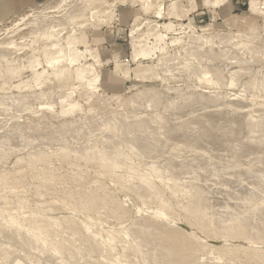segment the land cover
<instances>
[{
    "label": "bare ground",
    "instance_id": "1",
    "mask_svg": "<svg viewBox=\"0 0 264 264\" xmlns=\"http://www.w3.org/2000/svg\"><path fill=\"white\" fill-rule=\"evenodd\" d=\"M78 1L79 2L76 3L75 5H73V7L71 8V10L68 13L65 12L66 17H67V18L66 17L65 18L67 19V21H69L71 23L76 18L82 17L84 14H86V15L89 14L91 18H98L99 14H102V13L106 14V12H108V11H105L106 9H103V8L100 9V5H99L100 2L98 4V2L94 1V0H78ZM2 2H3V0H2ZM95 2H97V4L99 6H97V4ZM158 2H159L158 0L156 2L153 0H141V3H140L141 9L143 11L152 10V8L155 6V4H159ZM219 2H220V0L214 1V5L219 4ZM177 3H178L177 0H173L171 2L170 8L167 10V12H165L167 15V18H180V17H182L177 12V9H176ZM160 4H159V7L162 6ZM29 5H31V4H29ZM5 6L6 5L4 4V7ZM156 6H158V5H156ZM105 7H106V5H105ZM20 10L22 11V8ZM247 10L251 14H259V15L264 14V2H261L259 0H248ZM156 11H160L158 14L163 15V12H161L162 10H159V9L156 10L155 9V12ZM109 12H111V11H109ZM10 13L17 15V13H15V12L14 13L10 12ZM216 13L214 16L218 17V15H220V14H216ZM12 14H10V15L12 16ZM19 14H21V13H19ZM60 14H61V12H60ZM111 14H113V13H111ZM111 14H110V16H111ZM16 15H13V16L16 17ZM22 15H24V14H22ZM96 15H97V17H95ZM162 15H161V17H162ZM23 17H25V16H23ZM104 17H105V15H104ZM158 17H160V16H158ZM183 17H184V15H183ZM186 17L187 16H185V18ZM138 18L139 17H134L133 22L138 21ZM1 19H2V17H1ZM38 19H39V17H38ZM79 19H78V21H79ZM105 19H107V18H105ZM32 20H34V19H32ZM214 20H215V18H214ZM89 21H91V20H89ZM35 22H37V21H35ZM81 23H82V21H81ZM136 23L132 26L135 27L137 25ZM93 24L95 25L96 22ZM141 24H140V26H141ZM28 25H30V24H28ZM103 25H105V24L103 23ZM150 25H152V24H150ZM84 26H86V25L84 24ZM53 27H54L53 25L46 27V28H43V29L37 27V30L35 29L36 31H33V30L29 31L28 36L30 38L29 37L28 38L29 39L32 38V40H30V41H32L31 45L34 46V44H37V43L38 44H37V47H36V45H35V47L30 45L31 46V48L29 47L30 50L27 48L28 52H26V50H25V52H24L25 54H23L22 56H14L13 51H11L12 54L6 53L7 50H10L8 48H11V49L14 48V50L16 51V50H20V47H22L21 45H19L20 46L19 47L15 43V41L13 40L15 37L9 39L8 41L3 40L4 42L3 41L0 42V65H1V69H0L1 75L0 76L3 77V78L0 77L1 80L3 79L2 81L0 80L1 81L0 82V91L3 92L5 90L4 92H7L8 91L7 89L10 90L12 88H14V89L18 88L20 90H24L23 88H26V90H24L26 92L28 90L27 88L35 89L32 87L33 84H35V87L39 86V88H40V86H41V88H44V86L46 85V82L49 83V79H51V78H49L48 81H46V82L43 81V80H46L48 78V77L44 78L45 75L46 76L48 75L46 73L47 72L46 66H48V67L51 66L55 61L59 62L58 57L61 55V52L62 53L64 52V54L66 55L65 60H67V63L69 65L72 64V66H73L72 78H73L74 82L78 83L77 86H80L82 88L85 87V88H83L84 90L89 89V90H87V93L91 92V95H92V90L96 89L95 83L98 82V79L100 76L95 71V68H96L95 65L96 66H97V64L99 65V63L101 61L100 57H99L100 55L98 56L97 54H94L95 53V52H93L94 49L92 50V49L87 48L85 51L89 52V54L88 53L87 54H88V56H91L93 58V60H92L93 62L87 61V62L81 63L79 60H80V58L83 57V55H85L86 52L78 50L77 46H75V44H76L75 36L74 35H73V37L68 36V38H66V40H65V45H64L65 48L62 49L61 46H63V45H60L61 43H59V40L56 39V37H54V34H56V33L54 32V34H53L52 30L55 29ZM90 27H91V25H90ZM96 27L97 26H95V28ZM98 27H100V26H98ZM188 27L190 29L193 28L191 26H188ZM63 28L65 30V27H63ZM82 28H83V26H82ZM84 28H83V30H84ZM138 28L140 29L139 26H136L137 32L139 30ZM132 29H131V32H133ZM200 29L203 32L204 31L208 32V35H206V37L203 38V42L200 41L201 42V44H200L197 41L198 39L201 40L202 36L204 35L203 33H201V34L199 33L198 35H195L193 33L192 34L193 36L191 35L192 40H188V42L193 43V42L197 41L196 43L200 44L197 46V49L198 48L203 49L202 46H207L206 44H208L209 45L208 46L209 50H207L208 54L206 52L205 53H206V55L209 56L206 58V59H209V62L210 61L212 62L213 58L216 57L213 55H209L212 52V50H214V49L210 50V47H212L214 45V43H216L215 45L221 44L219 46L220 48H221V46H223L225 44L226 45L229 44V45H227L228 47L225 45V47H227L228 50H227V48H225V49L222 48V50L224 51L222 53H226L227 56L225 55L224 57L227 58V57H229L227 51H230L229 47L231 46V44H232L231 47L234 49H237V50L239 49V50H245L246 51L247 49H249V47H251V46H249V42L251 43V38L255 37V35H256L255 31H257L256 26L253 24V25H251L248 32H235V33H233L235 35H233V34L231 35V33L230 34L229 33H223L222 30L225 29V26L222 22H218L217 20H215L211 24L203 26ZM77 31H78V29H77ZM80 31H81V28H80ZM169 31H174L175 33H178V32H176V29L173 28V25L171 22L164 23L162 25L159 23H155L154 26H152V27L150 26V27L146 28L144 31H142L137 38H135V36H134V39L131 41L132 53L129 57L131 62L137 64L138 66L141 65L142 60H151V62L152 61L154 62L152 64L150 63V65L149 64L146 65L145 67H143L144 65L141 66L140 71L137 70L140 67L137 66V69L135 68L137 71L136 77L139 78L141 81H147L150 79H153V80L159 79L160 76H158V73H157V70L155 67L158 65L160 67L161 64H165L167 61L170 62L171 60H173V56H175L176 53L174 52L173 56L169 57L170 54L168 53L169 52L168 48L170 46H175V45L180 44L183 39H181V37H179V36H172L169 38V40H167L168 39L167 36H168ZM3 32H5V34L8 35L10 33L12 34L13 32H15V30L9 29V31L4 30ZM74 32H73V34H74ZM183 32H185V31H183ZM26 33H27V31H26ZM58 33H59V31H58ZM60 33L63 34L65 32L63 31V33L62 32H60ZM0 34H1V32H0ZM18 34H19V30H18L17 35ZM22 34H25V33H22ZM130 34L133 35L132 33H130ZM14 35H15V33H14ZM14 35H9V36L12 37ZM19 35H21V34H19ZM200 35H202V36H200ZM24 37H22V38H24ZM60 39H62V38H60ZM27 41H29V40H27ZM18 42H20V41H18ZM60 42H61V40H60ZM189 43H187V44H189ZM20 44H22V43H20ZM27 45H24V46L26 47ZM59 45H60V47H59L60 49L59 50L57 49V50H58V53L60 55L54 56V57H49V53L47 52V50L50 48L48 50L50 52L51 48H58ZM250 45H252V44H250ZM191 46H192V44H191ZM179 50H181V49H179ZM178 51L176 50V52H178ZM187 51H189V50H186V52ZM219 51H221V50H219ZM250 51H252V50H250ZM186 52H184V53L187 54ZM230 52H232V51H230ZM252 52H254V50ZM16 53H18V52L16 51L15 54ZM249 53H251V52H249ZM254 53H256V51ZM42 54L45 57L44 58V62L46 64L45 68L43 66L39 67L40 65H42L41 64ZM177 54H176V57H174L175 61H178L176 59L177 56L179 57V55H181L183 57V55H184V54L183 55L182 54L177 55ZM196 54L193 52V50H191L190 53L187 54V56L195 58ZM213 54L215 55L214 52H213ZM235 54H234V56H235ZM204 56H205V54H204ZM234 56H233L234 60H231L230 62L232 63V61L235 62L236 60H238L236 63L237 64L240 63L239 62L240 56H237V55L235 57ZM184 57H186V56L184 55ZM231 57L232 56L230 55L229 58L231 59ZM254 57H255V55H254ZM186 58H188V57H186ZM244 59L242 57V62H244L243 61ZM60 60H62V59H60ZM203 61L201 60V62H203ZM18 62H20V63H18ZM44 62H42V63H44ZM172 62H174V60ZM23 63H26L27 69L29 67V69L31 70V75H29L30 76L29 78H27L28 77V75H27L26 80L21 78L23 76V74L22 73L20 74V70L22 69L23 66H25ZM188 63L189 62L186 60H185V64L182 63L183 66H185V68L183 67V69H186V66H187V68L189 67V69H190V66H192V63H191V65H189L190 63L189 64ZM199 63H198V67H200V68L195 67V69H193V70L195 71L197 68L200 70L199 71L196 70L195 72L192 71V75H194L193 73H195V76H196V72H197V79H198V82L200 81V86L202 84H205V85L207 84L209 86L212 85L215 87H219L222 84L226 83V85H224V86L228 85L229 88L235 87L236 83L240 79L239 78L238 81L236 80L237 82L235 81V76L237 75V73H240V71L242 72V70H243V73L247 74L249 69H250V68H248V70H247V67H245L246 68L245 71L247 72V73H245L243 67L240 68L239 66H237L241 70L240 69H239L240 71L238 69L232 70V71H236V72H234L230 75L228 74L227 76H230V77H228L229 78L228 81L223 83L225 81L224 78H223L224 79L223 80L220 77L214 76V73L215 74L216 73L221 74L220 70L222 68H220L219 66H217L216 68L215 67L210 68L206 65H203V64L201 65V63L199 65ZM208 63H207V65H208ZM167 64L170 65V63H167ZM171 64L173 66V63H171ZM174 64H176V63H174ZM177 64H178V62H177ZM182 64H180V65H182ZM169 65L168 66L164 65V67H163L164 72H165L166 67H169L168 69H170L171 66H169ZM214 65H216V64H214ZM250 66H252V65H250ZM179 67H181V66H179ZM224 67H226V66H224ZM25 68L26 67H24V69ZM172 68L178 69V68H175V66L171 67V69ZM192 68H193V66L191 67V69ZM217 68L218 69L220 68V70H218ZM174 69H172L171 71H173ZM189 69H186V71ZM55 70H56V68H55ZM190 70L188 71L189 72L188 74H191ZM223 70L224 69H222V71ZM183 71H185V70H183ZM168 72H170V71H168ZM174 72H170V73H174ZM250 72H252V71L250 70ZM57 73L58 72H56L55 74H57ZM223 73H224V71H223ZM259 73H261V72H259ZM218 74H216V76ZM262 75L263 76L261 79L258 77L260 85H258V83L255 84L256 83L255 81L258 80L257 78H255L256 80L253 78L254 82H250V80H247L251 83V88L253 87L254 90L256 89L257 91L260 89L261 92H262V90L264 91V73ZM63 76H65V75H63ZM186 76H187V74H186ZM242 76H244V75H242ZM167 80H168V78H167ZM245 80H243V84H244ZM51 81L53 82V79H51ZM149 82H151V81H149ZM198 82H195L194 84H196V83L198 84ZM201 82H203V83H201ZM43 83H45V85ZM245 83L248 84V82H245ZM71 84H72V82H71ZM152 84L153 83L151 82V85ZM197 84L194 86H198ZM192 85H193V83H192ZM205 85H203V86H205ZM240 85H241L240 87L243 88L245 91L246 90V87H245L246 84H244V86L242 84H240ZM48 86H49V84H48ZM224 86L222 85L221 87L224 88ZM238 86H236V88H238ZM166 87L168 88V86H166ZM149 88H151V86ZM189 88H191V87H189ZM18 89H16V90H18ZM76 89H77V87H76ZM78 89L81 90L79 87H78ZM90 89H91V91H90ZM126 89H127V87H126ZM144 89H145V87H144ZM154 89H157V91L160 90V88H157V87ZM176 89L178 90L177 87H176ZM200 89H201V87H200ZM52 90H49V91L51 92L50 93L51 96L54 97L52 92H55V91H52ZM39 91H40V93H38ZM39 91L36 92L35 94L33 91V95L36 96L37 98L40 97L39 100H37L38 102H40V100L45 101V102L39 103L40 106H38V108L44 107L50 111H53L54 109H52V107L57 104L58 101H56V100L58 97H60V99H59L60 103L58 102V104H60L59 105L60 106L59 115H61V117L67 116L68 114H71V113H72L71 115H73L74 112L76 111L75 110L76 108L80 107V110H81V105L80 104L78 105L79 102L77 103L74 100V98L72 99V96L74 97V95H73L74 90L73 91L71 90L68 93H63L64 95H62V92H61V95H60V93H58L59 94L58 97L56 96V93H55V97H56L55 102L56 103L53 102L52 103V104H54L53 106L50 102L53 101L54 99H50V102H46V100H44L45 97L47 99L49 98L48 96H46V93H45L48 91H44V90L43 91L39 90ZM145 91H147V89ZM152 91H154L156 93V90H151L150 91L151 94L153 93ZM215 91H216V89H215ZM220 91H221V89L219 91H217L218 93L216 92L217 95L214 91H212L213 96L207 95L208 97L204 94L203 95L201 94L198 97L197 102H199V99H200V100H202V102L204 100V102L218 103L217 100L223 99L224 102H222V104L226 105L227 108L228 107L230 108L233 106L235 109L234 112H237L236 110H238V112H241L240 111L241 108L242 109L243 108L249 109V110H247L248 118L244 119V120H246L244 123L242 120L243 126L240 124L241 121H239L240 125H235L238 128L234 127V124L236 122L234 120H236V119H234V120H228L229 118L225 119L226 125L222 126L221 128H218L219 134H218V132H216L218 134V136H215V137H217V139L216 138L214 139V136H210V134L208 136H209V138L213 137V139H214L213 144L219 143V145L221 146L220 149L223 146L224 150L226 151L225 146L228 147V143H229V141H231L230 138L232 137L233 139L232 138L231 139L234 140V137H235V139H236V137L240 136L241 132L243 134L244 130L242 131V129H245L247 131V134H248V135L246 134L248 141L250 140L251 142L242 144L240 142L241 139L237 138V140L238 139L239 140L236 141V143L230 142V143H232V146L229 145V147H232V148L230 149V151H227L226 153H229V152L232 153V151H233V153H235L238 156H241V155L244 156V154L248 153V155H246L244 158V159H246L247 157H249V154H252V153L256 154V152H254L255 150H253V149H255L254 147L255 146L257 147V145H255L253 147L252 145L254 143L259 144V146H260V144L264 143V117H263V119H261L262 117L257 118V116H258L257 114H259V113L255 112L256 113L255 115H257V116H255V118H253L254 115L252 116V114H254L253 113L254 110L250 111L251 108H255V107L257 109L261 108L262 110H264V99H263L264 96L259 101L258 96L260 95L261 92L257 96L256 95L257 93L255 91H253L255 93L251 94L250 92H252V91L250 90L248 92L251 95L248 96L249 97L248 99L246 96L247 101H245V102H247V104L245 103V104H238L237 106H234V105L229 106V105H231L229 99H227L225 95L224 96L222 95L223 97L220 96L221 94H224L223 92L225 90L223 92L221 91L222 93L219 95ZM244 91L241 89V91L239 90V93L242 92L244 94ZM84 92H83V94H84ZM147 92H149V91H147ZM194 92H196V91H194ZM208 92H209V90H208ZM225 92L227 93V91H225ZM21 93H24V92H21ZM29 93H27L28 96H26L24 94L23 98L20 95L21 97H20L19 101H21V104L18 103L17 107L19 105V107H21V109H22L21 111H23L22 106L24 105V103L22 105V102H25L27 104L28 101L30 103L33 101V100L30 101L28 99V98H30V99L32 98V97H30L31 95L29 96ZM93 93H95V91H93ZM140 93H143V92H140ZM155 93H153V94H155ZM163 93H164V91H163ZM171 93H173V92H171ZM184 93H187V92L184 91ZM7 94H9V93H7ZM17 94L19 96V93H17ZM30 94H32V93H30ZM78 94H79V92H78ZM96 94H97V92H96ZM157 94H159V93H157ZM207 94L211 95L212 93L210 94V92H209ZM228 94H230V92ZM243 94H241V95H243ZM86 95L87 94L85 93V97H87ZM88 95H90V93ZM189 95L192 96V94H189ZM238 95H240V94H238ZM238 95H232V96L229 95V96L232 97V99H233V97L235 99V96L239 97ZM1 96H3V98H5L4 95L1 94ZM11 96H12V94H11ZM13 96H14V94H13ZM34 96H33V98H34ZM155 96H157V95H155ZM182 96H184V95H182ZM9 97H10V94L6 98L9 99ZM14 97L16 98V96H14ZM14 97H10V98H14ZM90 97L91 96H88V98H90ZM6 98H5V100H6ZM50 98H52V97H50ZM151 98H152V95H151ZM160 98H161V94H160ZM239 98H241V97H239ZM14 99H11V100H13V103L15 102ZM24 99H26V100H24ZM174 99L175 98L173 97L171 100H174ZM242 99H241V101H242ZM95 100H96V98H95ZM152 100L154 101V98ZM183 100H184V97H183ZM4 101L2 100V102H4ZM47 101H49V100H47ZM86 101H89V99H87ZM151 101H149V103H147L148 108L150 106H151V108H152V106H154V105H152L153 101L152 102ZM255 101H258V102H255ZM10 102H12V101H10ZM16 102H17V99H16ZM235 102L236 101H234L233 103L234 104L238 103V101H237V103H235ZM242 102L244 103V101H242ZM5 103H7V101ZM5 103L4 104L2 103L4 105V107H5ZM34 103H36V102H34ZM132 103H134V102L132 101ZM191 103L193 104V102H191ZM220 103H221V101H220ZM12 104L10 105L11 108L13 107ZM31 104H30V106H31ZM167 104L168 103H166V105ZM179 104H182V103H179ZM188 104L186 107H188ZM3 105H1V106L3 107ZM20 105H22V106H20ZM88 105L90 107V104H88ZM120 105L122 106V104H120ZM201 105H202V103H201ZM224 105L222 106V108H226V107H224ZM15 106H16V104H15ZM91 106H93V105H91ZM205 106H208V105H205ZM220 106H218V108ZM17 107H15V108H17ZM27 107H29V106L24 107V110L26 109V111H30V109L28 110ZM32 107H31V109H34ZM166 107L164 106L165 109H166ZM213 107H215V106H213ZM6 108L11 109L9 107H6ZM189 108H191V107L189 106ZM204 108H206V107H204ZM1 109L3 110V108H1ZM89 109L87 112L90 113ZM152 109H154V107ZM90 110H92V108ZM194 110L196 111L197 109L194 108ZM194 110H193V112L192 111L191 112H192V114L195 113V115H194V117H195L196 114L198 113L197 112L198 110L196 112H194ZM259 110H257V111L259 112ZM18 111H20V109L19 110L15 109L16 113H18ZM21 111H20V113H21ZM92 111H95V110L93 109ZM203 111H201V114H203L202 113ZM187 112H189V111H187ZM213 112L215 113V110ZM231 112L232 111H230V113ZM245 112H246V110H245ZM245 112H244V114H245ZM261 112H263V111H261ZM6 113H9V111H7ZM11 113L13 115V111ZM16 113H14V114H16ZM36 113H37V109H36ZM152 113L153 114L149 115V117L144 116V114L141 115V113L139 115H137V114L136 115L123 114L122 120L120 119L121 124L120 123L119 124H112L111 123V119H112L111 116L109 118L107 117L109 120H107V119L104 120L102 123V125H103L102 127H105L107 130L111 131V133H115L117 135L119 133H121V135H119V136L115 135L114 136L113 134L110 135V132H109V135H106V134H104L105 136L102 135V136H104L103 138H101L102 137L101 136V137H98L97 139L94 138L91 141L88 139L90 142L84 143L83 145H81V147L79 146L81 149L78 147L76 149L71 148V150L67 151L65 148L62 147L63 149H61V153H59V154L56 153L53 155L51 154V151H49L47 148L39 146L40 141L37 139L39 142H36L35 136H34V139H31V142H29L28 139H27V141L29 143L27 141H25L26 139L23 138V133H25V132L22 131L25 128L21 124L22 122L20 123V121H19V123H17L16 121H11V124L13 123L12 125H10V126L6 125L10 121V118L12 119V117L9 116L10 117L9 121L8 122L6 121V124L4 123L5 125L2 126L3 130L0 127L1 128L0 131L2 130L1 131L2 134L0 133V135H2V136H0V161L2 159H4L7 155H10L11 153L13 156L14 155L13 152H15L16 155L14 157V161L12 163L9 162L12 165V166L10 165V167L15 166L16 164H23V162H25V164L22 166L18 165L19 167L16 165L17 167H15V168L13 167V169H11V170L7 169L6 167L5 168L2 167V169L0 171V184H1L0 187H4L5 190L8 191V193L9 192L16 193L15 191H18V192L22 191L19 193H23V194L19 195L17 192L16 194H18L19 196H16V194H15V197H12V195L9 196L6 191L2 190L8 196L5 195L4 193H2V191H0V260H1L0 264H2L1 262H3V261H4V264L7 263L5 261H9L8 258L11 255H13L14 253L16 254V257H17V254H22V255L28 257L29 259L26 261L30 260L31 261L30 264H88V263L89 264H91V263H93V264H195V263H197V264H264V166L261 168L259 167V169H257V170L254 169L255 167L252 168L254 170H251V167L248 168L246 166V164H245L246 167L245 166L243 167L247 170L246 171L247 177L249 176L251 178V180L253 177H255V178L258 177V179H260L259 183H257L258 182L257 181L254 184L253 183L254 181H252V183L254 185L257 184L259 187H257V185L253 186V184H250L251 187H249V186L245 187L243 185H240V187L237 186L235 188L236 191H244V190L246 191V193L242 197V195L239 196L236 193V191H234V189L232 190V188H231L233 186H236L237 183L235 185L231 184V187H229V185H227L228 183L225 184L226 182H223V184L221 183L222 185L228 186V190H226L227 189L226 188L225 193L229 192L230 194H233V192H235L238 195V197L236 196V198L231 200L230 196H228L230 200H225L224 195H226V194H224L222 197L224 198V200L226 202H224V204L221 205L223 200L218 199V200H220V203H221L220 204L217 202V200L215 198V200L217 202V203L215 202L216 203L215 204L212 202V198H209V196H208V193L210 191L206 192L208 190V188L211 189V191L214 190L215 188L212 189L209 186L207 188V190H204L202 188L203 185L201 186V183H202V181L206 182V180H210V181H207L208 183L211 182V180L212 181L216 180L217 182H218V180L222 181V180H220V177H222L221 175H225V173L228 172L227 169L230 168V167L225 168L227 165L225 166V164L222 161L225 158L224 154L222 155V153H221L219 156L213 157L212 156L213 154L211 155L212 152L207 151L206 146L209 145L208 142L203 143L206 146H204V145L198 146V145H195V143L191 144V145L187 144L188 141L183 142V141L173 140L168 135L170 133V131H169L170 129L164 128L166 123L162 124L163 121H165V119H163V117H162L163 114L162 115L159 114L158 110H156V109ZM214 113H212V114H214ZM21 114H23V113H21ZM21 114H17V115H19L17 117V121H18V118L20 120ZM244 114H241V115H244ZM262 114H264V113H262ZM9 115H11V114L9 113ZM40 115L41 114H39V116ZM189 115H191V114L189 113ZM189 115L187 114V116L189 118L193 117V116H189ZM4 116H6V115H4ZM4 116H2V117H4ZM114 116L115 115H113V117ZM198 116H199V114H198ZM225 116L229 117L228 114L227 115L225 114ZM238 116L241 120L242 116H240V114L237 115V117ZM164 117L167 118L166 115ZM179 117H181V116H179ZM203 117H202V121H203ZM232 117L233 116H231V118ZM14 118H16V117H14V115H13V119ZM168 118H170V117H168ZM182 118H184V117L182 116ZM224 118L225 117L223 116V118H221V119L224 120ZM37 119H38V117H37ZM40 119H42V117ZM208 119L204 120L206 124L210 123ZM173 120H175V119H173ZM178 120L181 121V118ZM182 120L186 121V118L182 119ZM1 121H2V119H1ZM29 121H28V123L31 122V121L30 122ZM72 121L69 122V124H73V126H75L74 124H76V121L73 123H72ZM127 121H128V123H127ZM210 121H212V120H210ZM88 122L90 123V121H88ZM124 123H126L128 126L125 129L126 133L124 132V129L122 130V127H121V125L124 126ZM173 123H175V121H173ZM189 123L192 124L191 122H187L186 124H189ZM25 124H27V123H25ZM176 125H177V122H176ZM26 126H27V129H29V131L31 132V130L33 128L29 127L28 125H26ZM30 126H33V125H30ZM98 126H99V124H98ZM188 126L190 127V125H187V127ZM70 127H72V126L70 125ZM87 127L88 126H86V128ZM170 127H171V125H170ZM67 128H69V127H67ZM77 128H78V126H77ZM171 128H174V127H171ZM181 128H184V127H181ZM50 129H52V128H50ZM163 129H167L168 131L164 130L165 132H158V130L162 131ZM185 129H183V130H185ZM80 130L81 129H79V131ZM57 131H56V133H57ZM93 131H95V130H93ZM122 131H123V133H122ZM172 131H173V129H172ZM172 131H171L172 134L175 133V131L174 132H172ZM52 132H53V130H52ZM58 132L61 133L60 130ZM203 132L207 133V131H203ZM60 133H58V134H60ZM177 133H179V132H177ZM216 133H214V134L217 135ZM244 134H245V132H244ZM78 135H79V133H78ZM86 135H88V134H86ZM195 135L196 134L192 135L194 138L193 142L194 141L198 142L197 141L198 139H196V138L199 135H201V136H199L200 142H201V138H203L204 142H205V138L203 137L202 134L199 133L196 137H194ZM24 136H26V135H24ZM170 136H171V134H170ZM208 136H205V137H208ZM58 137H59V135H58ZM175 137H177V136H175ZM209 138H207V139L209 140ZM73 139H75L74 136H73ZM170 140L172 141L171 146L172 147L174 146L175 149L170 147L172 150V152H171V150L169 151L171 153V156L169 155L170 153L169 154L167 153L168 156H170V157L166 158L167 160H164V162H162L163 164H160L159 163L160 160H158V158H157L161 155L159 147L163 148L166 143L169 144L168 141H170ZM210 140H209V142H210ZM244 140H246V139H244ZM47 141H49V140L47 139ZM23 142H24V144H23ZM189 142H190V140H189ZM28 144H29V146L31 145V148L28 149L27 151L25 150V152H22L24 150L22 148L27 147ZM42 144H43V142H42ZM210 144H211V142H210ZM20 145H22V147H19ZM183 146H187V148H190L192 151L202 152L203 154L201 153L202 154L201 157H204V156L208 157V159H206V158H205L206 160L204 159L207 166L202 167L201 164H202V161L204 162V160H200L201 163H199V164L197 162H193V161H196L197 158L195 160L193 159V161L191 160L190 162L187 161V159L189 157L188 158L186 157V161H178V160H182V158L178 159V160L174 159L175 158L174 156L176 154L179 155V153H176L177 151H175L176 148L177 147L180 148ZM166 147H168V145ZM66 148H67V146H66ZM158 148H159V150H158L159 152L155 151V154L157 152V154L155 155L153 151L157 150ZM237 150H240L241 154H239L240 152L237 154V152H236ZM180 151H181V149H180ZM225 151H221V152L225 153ZM215 153L218 154L219 152H215ZM233 153L230 156V158L228 156V158L231 160H234V158H235V155ZM259 153L262 154V152H258L257 156ZM152 154H154L153 157H152ZM162 154H164V153H162ZM261 154H259L260 158H261ZM163 156H165V155H163ZM163 156L161 155L162 158H163ZM7 157H9V156H7ZM150 157L155 158V159H153V160L149 159L150 161H144L143 164H141L142 159H145V158L148 159ZM192 157H194V156H192ZM256 157H251V159L248 158L250 160V163L248 162L247 164L250 166V164L253 161H256L255 160ZM241 158H243V157H241ZM184 159H185V157H184ZM226 159H227V154H226ZM229 159H227V161ZM136 160L141 161V162H136ZM220 160H221V162H220ZM239 160L241 161L240 158H239ZM257 160H259V159H257ZM227 161H225V162H227ZM81 162H83L84 165L86 163H89V162H92V163L96 162L95 163L96 166L93 165L94 167H91V166L90 167H84L81 164ZM236 162L239 163L238 160H236ZM194 163H197V164L194 165ZM230 163H231V161H230ZM254 164H253V166L257 165V164H255V165ZM221 165H222V167H219ZM228 165H230V164H228ZM235 166H237V165L235 164ZM258 166H260V165H258ZM232 167L234 168V165ZM232 167L230 168V170L232 169ZM238 167L240 169L241 166H238ZM238 167H236V168H238ZM219 168H221V169H219ZM222 168H225L226 170L222 169ZM239 169H237V170L232 169V170L238 171ZM255 170L257 171L258 175H256ZM242 171H245V170H242ZM237 173H239V171L236 173H233V174L236 175ZM186 174L189 175L190 180L185 181L186 179L185 180L183 179L185 181L184 182L181 179V175L185 176ZM201 175H204V179H202ZM227 175H229V176L232 175V172H231V174H230V172H228ZM239 175H241V173ZM260 175H261V177H260ZM104 176H110L113 180H115V179L119 180L120 179V181L122 178L125 183L124 184L122 182H121L122 184L120 183L121 187L120 186L119 187L121 188V191L122 190L128 191L130 187L136 189L137 190V193L135 194L136 199H138L141 202V205H146V208L150 209V207H148L147 205L153 204L152 215L150 214L151 216H148V213L146 212L145 213L146 215L142 214L143 216L140 215L137 218H135V216L133 217L129 212V208L125 207V204L123 205L124 202L121 203V199H119L114 194L111 195L110 192H108V193L106 192L107 191L106 188H108V185L106 183H104V181L102 179H98V178L104 177ZM242 176L243 175H241V178L245 179L244 176L243 177ZM26 178H28L29 180L32 179V181H33L32 184H29L28 181H24V182H26V184L32 185V186H28L25 183H24L25 185L24 184L21 185V181L27 180ZM223 178H225V177H223ZM233 178H234V176H233ZM112 179H111V181H113ZM239 179L237 180V182L242 180V179L241 180H239ZM225 180H228V179H225ZM245 180H247V179H245ZM248 180L250 181L249 178H248ZM229 181H230V179H229ZM211 183H214V182H211ZM243 183H245V182H243ZM239 184H241V183H239ZM246 184L247 183H245V185ZM215 186H221V185H215ZM31 187L35 188V190L33 189V192H35L34 195L37 197L36 199H32V197L35 198L33 196L32 192L29 195L27 194L29 192V190L31 191ZM94 187H96L97 189H101L102 194L99 193L98 195H91L90 194L91 192L87 193L88 191L92 190ZM221 187H223V186H221ZM51 189L54 190L53 191L54 193L51 192L52 196L49 193V190H51ZM143 189L148 191L146 193L148 195H145V194L140 192V190H143ZM220 189H219V192H221ZM215 190H217V188ZM223 192H224V189H223ZM47 193L50 194L49 195L50 198H48V200H46L43 197L45 199L44 200L41 195L47 194ZM211 193L213 194V192H211ZM123 194H124V192H123ZM31 195H32V197H31ZM102 195L104 197L108 196L109 203H113L114 209L113 208L105 209V207H104L105 204H102V205L98 204L101 201ZM39 197L42 199H40ZM70 199H73L74 203H70V202L66 201V200H70ZM74 200L77 201V203H75ZM54 201H57V204H59V207H56V205L53 206L51 204ZM228 201H231V202L233 201L232 205H231V203L229 204ZM60 202H61V204H60ZM136 209H137V207H136ZM64 210L66 211V213H62V211H64ZM138 210L139 209H137V211ZM211 210H214V211L211 212ZM147 211H148V209H147ZM149 211H151V210H149ZM179 211H181L182 215L187 220V225H185V226H181L179 224V217L181 216ZM126 217L130 219L127 227L124 226L125 225L124 223H126L124 218H126ZM107 218L109 220H114L115 222L116 221L117 222L115 223L114 226H113V223H111L113 226L112 229H109L112 226H110L107 229L104 228V230L100 229V227L103 228L101 226V224H102L104 219H106V220H104L103 223H105V222L107 223ZM217 218H219L220 226L221 225L224 226V228H223L224 230L223 229L218 230L217 228H213L209 232L208 230L210 229V227L212 225V220L216 221ZM63 222H65V223H63ZM99 225H100V227H99ZM232 230H236L239 234H237L236 237L230 235L229 232ZM219 233L221 235H218ZM116 245H118L120 247V251H118V252L114 251ZM93 253L97 254V257L96 258L94 257V259L91 257ZM19 259L20 258H16L14 262L16 264H21V262L22 263L24 262V261H21ZM11 260H14V259H11Z\"/></svg>",
    "mask_w": 264,
    "mask_h": 264
},
{
    "label": "rangeland",
    "instance_id": "2",
    "mask_svg": "<svg viewBox=\"0 0 264 264\" xmlns=\"http://www.w3.org/2000/svg\"><path fill=\"white\" fill-rule=\"evenodd\" d=\"M94 1H97L98 2V4H99V2H100V9L101 8H103V9H106L105 11H108V12H106V14L105 13H102V14H97L98 15V18H91L90 17V15L88 14V15H86V14H84L82 17H79V18H76L72 23L71 22H69V21H67V17H66V13H68L70 10H71V8L73 7V5H75L76 3H78L79 1L78 0H3V2H2V0L0 1V19H1V17H2V21L0 20V32H1V34H0V42H2L3 40L4 41H8L9 39H11V38H14L13 40L15 41V43L19 46V45H21L22 47H20V50H16L18 53H16L15 54V50H14V48H8V49H10V50H7L6 51V53L7 54H12V52L11 51H13L14 53V56H22L23 54H25L24 52H25V50H26V52H28V50H27V48L30 50V48H31V46H33V45H31L32 44V41H30V40H32V38L31 39H29L30 37L28 36V32L29 31H31V30H33V31H36L37 30V27H39V28H46V27H49V26H54L53 28H55V29H53L52 31H53V34H54V32L56 33V34H54V37H56V39H58L59 40V43H61L60 45H63V46H61V48L62 49H64L65 48V40H66V38H68V36H72L73 37V35L75 36V38H76V44H75V46H77V48H78V50H81V51H83V52H86L85 50L88 48V49H94L93 50V52H95L94 54H97L99 57H100V63H99V65L97 64V66L95 65V71H96V73L98 74V75H100L99 76V79H98V82H96L95 83V86H96V89L95 90H92V95H91V92H89L90 93V95H88L89 93H87V90H89V89H86V90H84L83 88H85V87H80V86H77V82H74V80H73V78H72V76H73V66H72V64H68L67 63V60H65L66 59V55L64 54V52L62 53L61 52V55L58 53V50L60 49L59 47H60V45L58 46V48H51V50H50V52L47 50V52L49 53V57H54V56H59L58 57V60H59V62H54L51 66H46V64H45V62H44V56H43V54H42V57H41V59H42V61H41V64L42 65H40L39 67H44L45 68V66L47 67V76L45 77L44 76V78H47L46 80H43V81H48V79L49 78H51V79H53V82L51 81V79H49V83L48 82H46V85H45V83H43L45 86H44V88H41V86H40V88H39V86H36L35 87V84H33V88H35V89H32V88H27L28 90L25 92L24 90H26V88H23L24 90H20V89H18V88H12V89H7L6 91L7 92H2V91H0V96H1V94L2 95H4V97L6 98L7 96H9V94H10V97H14V96H16V98L14 99V98H10L9 97V99L8 98H6V100H5V98H3V96H1L0 98V104L1 105H3L6 101H7V103L9 104H7V103H5V107H4V105H3V107L1 106L0 107V127L2 128V126L3 125H5L6 124V121L8 122L9 121V118L10 117H12V119L10 118V121L6 124V125H8V126H10V125H12L11 124V121H16L17 123H19V121H20V123L24 126V130H22L23 132H25V133H23V138H25L26 140L25 141H27V139H28V141L29 142H31V139H34V136H35V139H36V142H39V146L40 147H44V148H47L49 151H51V154L53 155V154H59V153H61V149H63V148H65L67 151L68 150H71V148L72 149H76V148H78L79 146L81 147V145H83L84 143H86V142H90L92 139H94V138H98V137H101L102 135H104V134H106V135H109V132H110V135H117V134H115V133H111V131H109V130H107L105 127H102L103 125H102V123H103V121L104 120H109L108 118L111 116V123L112 124H119L120 122H121V120H122V118H123V114H130V115H139L140 113H141V115H143L144 114V116H147V117H149V115H151V114H153L152 112L156 109V110H158V112H159V114H163L164 116L166 115V117L167 118H165L163 115H162V117H163V119H165V121H163V123L162 124H165V126H164V128H167V129H170L169 131H170V133L168 134L169 135V137L170 138H172L173 140H178V141H183V142H187V144H194L195 143V145H198V146H200V145H204L203 143H206V142H208L209 143V145H204V146H206V148H207V151H209V152H212L211 153V155L214 157V156H219L221 153H222V155L224 154V159L222 160L223 161V163L225 164V168H227V167H232L233 165H234V168L232 167V169H239V167L238 166H241L240 167V169L238 170L239 171V173H237L236 175L235 174H233V173H236V172H238V171H234V170H230V168L229 169H227V171L228 172H230V174H231V172H232V175H227V173H225V175H221L222 177H220V180H222V181H219L218 180V182L215 180H211V182H214V183H211V182H207V181H210V180H206V182L205 181H202V183H201V186H202V188L204 189V190H207V188L210 186V188H212V189H216L217 188V190H212L211 191V189H209L208 188V190L206 191V192H209L208 193V196H209V198H212V202L213 203H215L216 202V200H217V202L218 203H220V200H223L222 201V204L221 205H223L224 204V202H226L225 200H232V199H234V198H236V196L238 197V195L240 196V195H242V197L244 196V194L246 193V191L244 190V191H236L235 190V188L238 186V187H240V185H243V186H245V187H251V185L250 184H255L257 181V183H259L260 182V179H258V177H253L252 178V180H251V178L248 176L247 177V170L245 169V168H243L244 166H245V164H246V166L249 168V167H251V170H254V169H259V167L261 168V167H263L264 166V143H262V144H260V146H259V144H253L252 146L254 147L255 145H257V147L255 146L254 148L255 149H253V150H255L254 152H256V154H249V157H247L246 159H244L245 158V156L246 155H248V153L247 154H244V156H238V155H236L235 153H233V151H232V153L235 155V158H234V160H231V159H229L230 158V156L232 155V153H226L227 151H230V149L232 148V147H229V145H231L232 146V143L233 142H235L236 143V141H238L239 139H241L240 140V142L243 144V143H250L251 141L249 140L248 141V138H247V131L245 130V129H242V131H243V134H242V132H241V134H240V136L239 137H236V139H235V137H234V140H232L231 138H230V140L231 141H229V143H228V147H226L225 146V149H226V151L224 150V147L222 146V148L220 149V145H219V143H216V144H213L214 142V139L216 138L217 139V137H215V136H218V134H219V130H218V128H221L222 126H225L226 125V120L225 119H228V120H234V119H236V120H234V121H236L235 122V124H234V127H236V128H238L237 126H235V125H242V120H243V123L246 121V120H244L245 118L247 119L248 118V115H247V110H249V109H246V108H241L240 109V111L242 112H238V110H236L239 114H240V116H244L243 118L241 117V120H240V118H239V116L237 117V115H239L237 112H234L235 111V109H234V107L232 106V105H234V106H237L238 104H247V102H245V101H247V99L249 98L248 96H250L251 94H253V93H257L256 95L258 96V94L261 92V90L259 89L258 91L255 89L254 90V88L252 87L251 88V83L250 82H254V79L255 78H257L258 79V77L261 79L262 78V74L264 73V14H251V13H249L248 12V10H247V8H248V0H220V2H219V4H217V5H214V1H216V0H177V4H176V9H177V12L179 13V15L180 16H182V17H180V18H167V15H166V13L165 12H167V10L170 8V4H171V2L173 1V0H158L159 2V4L160 5H162V6H160L159 7V4H155V6L152 8V10H148V11H143L142 9H141V0H94ZM103 3H102V2ZM153 1H157V0H153ZM259 1H261V2H264V0H259ZM36 2V3H35ZM97 2H95L96 4H97ZM3 3V4H2ZM106 3V4H105ZM122 3V4H121ZM127 3V4H126ZM4 4L6 5L5 7H4ZM29 4H31V5H29ZM68 4V5H67ZM97 4V6H99ZM108 4V5H107ZM115 4V5H114ZM168 4V5H167ZM60 5V6H59ZM105 5H106V7H105ZM156 5H158V6H156ZM3 6V7H2ZM27 6V7H26ZM71 6V7H70ZM26 7V8H25ZM162 7V8H161ZM22 8V11L20 10ZM64 8V9H63ZM68 8V9H67ZM155 9L156 10H162L161 12H163V15H162V17H161V15H159L158 13L160 12V11H156L155 12ZM34 10V11H33ZM17 11V12H16ZM21 11V12H20ZM33 11V12H32ZM61 12V14H60V12ZM109 11H111V12H109ZM10 12H15V13H17V15L16 14H12V13H10ZM64 12V13H63ZM66 12V13H65ZM217 12V13H216ZM19 13H21V14H19ZM111 13H113V14H111ZM215 13L216 14H220V15H218V17L216 16H214L215 15ZM10 14H12V16L10 15ZM22 14H24V15H22ZM108 14V15H107ZM110 14H111V16H110ZM2 15V16H1ZM13 15H16V17L15 16H13ZM97 15L95 16V17H97ZM104 15H105V17H104ZM115 15V16H114ZM160 16V17H158V16ZM165 15V16H164ZM183 15H184V17H183ZM4 16V17H3ZM23 16H25V17H23ZM46 16V17H45ZM48 16V17H47ZM63 16V17H62ZM87 16V17H86ZM185 16H187L186 18H185ZM22 17V18H21ZM38 17H39V19H38ZM44 17V18H43ZM66 17V18H65ZM134 17H139L138 18V21H136V22H133V18ZM15 18V19H14ZM46 18V19H45ZM85 18V19H84ZM103 18V19H102ZM105 18H107V19H105ZM112 18V19H111ZM166 18V19H165ZM214 18H215V20H217L218 22H222L223 24H224V26H225V29L224 30H222V32L223 33H231V35L233 34V33H235V32H248L249 31V29H250V27H251V25H255L256 26V30L257 31H255V37H253V38H251V43L249 42V46H251V47H249V49H247L246 51L245 50H237V49H234V48H232L231 46H232V44H231V46L229 47V50L230 51H232V52H230V51H227V53H228V56L230 57V55L232 56L231 57V59L229 58V57H227V58H225L224 56L226 55V53H222V52H224L223 50H222V48L223 49H225V48H227L228 46L227 45H229V44H225L227 47H225V45H223V46H221V48L219 47L220 45L219 44H217V45H215L216 43H214V45L212 46V47H210V50H212V49H214V50H212V52L209 54V55H213V56H216L215 58H213V63L210 61L209 62V59H206L207 57H209L208 55H206V53H207V50H209V45L208 44H206L207 46H202V48L203 49H200V48H198L197 49V46L198 45H200L201 44V42L200 41H202L203 42V38H205L206 37V35H208V32H206V31H202L200 28H202L203 26H205V25H208V24H211L212 22H214L215 20H214ZM32 19H34V20H32ZM37 19V20H36ZM63 21H62V20ZM78 19H79V21H78ZM111 19V20H110ZM66 20V21H65ZM89 20H91V21H89ZM106 20V21H105ZM110 20V21H109ZM152 20V21H151ZM247 20V21H246ZM34 23H32V22ZM35 21H37V22H35ZM81 21H82V23H81ZM87 21V22H86ZM89 21V22H88ZM44 24H43V23ZM55 22V23H54ZM65 22V23H64ZM69 22V23H68ZM96 22V24L94 25L93 23H95ZM106 22V23H105ZM140 22V23H139ZM147 22V23H146ZM149 22V23H148ZM168 22H171L172 23V25H173V28H175L176 29V32H178V33H175L174 31H169L168 32V39L167 40H169V38L170 37H172V36H179V37H181V39H183L182 40V42L180 43V44H178V45H175V46H170L169 48H168V50H169V54L171 55H169V57H172L173 56V54H174V52L177 54L178 52V54H184L186 57H188V58H186V57H184V55H183V57L181 56V55H179V57L177 56V60L178 61H175V59H174V57H176V54H175V56H173V60H174V62H172L173 60H169L170 62H166L165 64H161L160 65V67H159V65L158 66H156L155 68H156V70H157V73H158V76H160L159 77V79H155V80H153V79H150V80H147V81H141L139 78H137L136 77V75H137V71H136V69H137V64H135V63H133V62H131L130 61V59H129V57H130V55H131V53H132V46H131V41L134 39V36H135V38H137L139 35H140V33L142 32V31H144L146 28H148V27H152V26H154L155 25V23H159V24H164V23H168ZM248 22V23H247ZM59 23V24H58ZM78 23V24H77ZM80 23V24H79ZM103 23L105 24V25H103ZM137 24L136 26H139L140 27V29L138 30V32H137V30H136V26L134 27V26H132V25H134V24ZM142 23V24H141ZM28 24H30V25H28ZM32 24V25H31ZM48 24V25H47ZM84 24L86 25V26H84ZM99 24V25H98ZM109 24V25H108ZM112 24V25H111ZM140 24H141V26H140ZM150 24H152V25H150ZM2 25V26H1ZM36 25V26H35ZM59 25V26H58ZM70 25V26H69ZM76 25V26H75ZM90 25H91V27H90ZM94 25V26H93ZM150 25V26H149ZM16 26V27H15ZM29 26V27H28ZM41 26V27H40ZM46 26V27H45ZM65 27V30H64V28L63 27ZM68 26V27H67ZM82 26H83V28H84V30H83V28H82ZM88 26V27H87ZM95 26H97L96 28H95ZM98 26H100V27H98ZM183 26V27H182ZM188 26H191V27H193L192 29H190ZM13 27V28H12ZM15 27V28H14ZM33 27V28H32ZM74 27V28H73ZM79 27V28H78ZM38 28V29H39ZM70 30H69V29ZM80 28H81V31H80ZM133 28V29H132ZM142 28V29H141ZM145 28V29H144ZM5 31H9V29L11 30V29H14L15 30V32H13L12 34L10 33V34H8V35H6L5 34V32H3L4 30ZM22 29V30H21ZM36 29V30H35ZM72 29V30H71ZM77 29H78V31H77ZM131 29L133 30V32H131ZM182 29V30H181ZM18 30H19V34H21V35H17V33H18ZM21 30V31H20ZM65 32V33H63V31ZM75 32H74V31ZM26 31H27V33H26ZM58 31H59V33H58ZM183 31H185V32H183ZM188 31V32H187ZM60 32H62L63 34H61ZM73 32H74V34H73ZM173 32V33H172ZM14 33H15V35H14ZM22 33H25V34H22ZM68 33V34H67ZM130 33H132L133 35H131ZM175 33V34H174ZM184 33V34H183ZM195 34V35H198L199 33L201 34V33H203L204 35L202 36V35H200V36H202V38H201V40L200 39H198L197 41H198V43H200V44H198V43H196V42H193V43H189L188 42V40H192V38H191V35L192 34ZM58 34V35H57ZM61 34V35H60ZM72 34V35H71ZM9 35H14V36H9ZM27 35V36H26ZM57 35V36H56ZM63 35V36H62ZM183 35V36H182ZM190 35V36H189ZM233 35H235V34H233ZM24 37V38H22V37ZM61 36V37H60ZM193 36V35H192ZM229 36V35H228ZM29 37V38H28ZM189 37V38H188ZM28 38V39H27ZM60 38H62V39H60ZM23 39V40H22ZM27 40H29V41H27ZM60 40H61V42H60ZM3 41V42H4ZM18 41H20V42H18ZM20 43H22V44H20ZM63 43V44H62ZM187 43H189V44H187ZM28 44V45H27ZM38 44V43H37ZM37 44H34V46L33 47H35V45H36V47H37ZM182 44V45H181ZM191 44H192V46H191ZM196 44V45H195ZM250 44H252V45H250ZM24 45H27L26 47L24 46ZM31 45V46H30ZM195 45V46H194ZM205 45V44H204ZM17 46V47H18ZM16 47V48H17ZM30 47V48H29ZM97 47V48H96ZM179 47V48H178ZM24 48V49H23ZM184 48V49H183ZM195 48V49H194ZM220 48V49H219ZM256 48V49H255ZM22 49V50H21ZM56 49V50H55ZM58 49V50H57ZM179 49H181V50H179ZM189 50V51H187L186 52V50ZM232 49V50H231ZM2 50V49H1ZM57 52H55V51ZM91 50V51H92ZM176 50L178 51V52H176ZM191 50H193V52L196 54V57L195 58H192V57H190V56H187V54H189L190 53V51ZM195 50V51H194ZM219 50H221V51H219ZM227 50H228V48H227ZM250 50H254V52L256 51V53H254V52H252V51H250ZM23 53H22V52ZM236 51V52H235ZM251 52V53H249V52ZM20 52V53H19ZM92 52V53H93ZM98 52V53H97ZM171 52V53H170ZM184 52H186L187 54H185ZM206 52V53H205ZM213 52L215 53V55L213 54ZM221 52V53H220ZM226 52V51H225ZM236 54H235V53ZM245 52V53H244ZM51 53V54H50ZM53 53V54H52ZM56 53V54H55ZM89 54V52H86L85 53V55H83V57L82 58H80V62L81 63H83V62H93L92 60H93V58L91 57V56H88V54ZM199 53V54H198ZM205 54V56H204V54ZM64 54V55H63ZM84 54V53H83ZM177 54V55H178ZM208 54V53H207ZM230 54V55H229ZM234 54H235V56L237 55V56H240L239 58H240V60H239V62L240 63H236L238 60H236L235 62H233L232 61V63L230 62L231 60H234L233 59V56H234ZM255 55V57H254V55ZM53 55V56H52ZM244 55V56H243ZM227 56V55H226ZM234 56V57H235ZM243 57V61L244 62H242V57ZM86 57V58H85ZM89 57V58H88ZM184 58V59H183ZM238 58V57H237ZM60 59H62V60H60ZM194 59V60H193ZM205 59V60H204ZM215 59V60H214ZM57 60V61H58ZM181 60V61H180ZM185 60L186 61H188L189 63V65H191V63H192V66H193V68L191 69V67L192 66H190V69H189V67L187 68V66H186V69H189L190 70V73L191 74H188L189 72V70H187L186 71V69H183V67L185 68V66H183V64H185ZM201 60L203 61V62H201ZM224 60V61H223ZM247 60V61H246ZM252 60V61H251ZM222 61V62H221ZM42 62H44V63H42ZM66 62V63H65ZM177 62H178V64H177ZM183 64H182V63ZM201 63V65L203 64V65H206V66H208V67H210V68H212V67H217V66H219L220 68H222V69H224L223 71H224V73H223V71H222V69L220 70V68L218 69V70H220L221 71V74H218V73H216V74H218L217 76H216V74L214 73V76L215 77H220V78H224L225 79V81L223 82V83H225V82H227L228 81V77H230V76H227L228 74L230 75V74H232V73H234V72H236V71H232V70H235V69H240L241 67H243L244 68V71L246 70V68L245 67H247V70H248V68H250L249 69V71H248V73L245 71V73H247V74H244L243 73V70H242V72L240 71V73H237V75L235 76V81L237 80L238 81V79H239V83L240 84H242L243 86H244V84H246L245 85V87H246V90L244 91V89L243 88H241L240 86V84L238 83H236V86H238V88H236V86L235 87H228V85L227 86H224V85H226V83L225 84H222L223 86H224V88L223 87H221V86H219V87H215V86H212V85H205V84H202L201 86H200V81L198 82V79H197V72H196V76H195V73H193L194 75H192V71L193 72H195L196 70H200V69H198V68H200V67H198V63ZM209 62V63H208ZM18 63H20V62H18ZM150 63L152 64V63H154L153 61L151 62V60H142V62H141V65L140 66H138V67H140V68H138L137 70L138 71H140V69H141V66H143V67H145L146 65H150ZM167 63H170V65L169 64H167ZM171 63H173V66H172V64ZM174 63H176V64H174ZM182 64V65H180V64ZM200 63H199V65H200ZM207 63H208V65H207ZM211 63V64H210ZM25 66H23L22 67V71L20 70V74L22 73L23 74V76L21 77V78H23L24 80H26L27 78H29L30 76L29 75H31V70L29 69V67H28V69H27V64L26 63H23ZM56 64V65H55ZM59 64V65H58ZM65 64V65H64ZM214 64H216V65H214ZM235 64V65H234ZM252 65V66H250V65ZM55 65V66H54ZM164 65L165 66H171V67H174L175 66V68H178V69H174V68H172V69H174L173 71H171L172 69H171V67H170V69H168L169 67H166L165 68V72H164ZM197 65V66H196ZM214 65V66H213ZM241 65V66H240ZM69 68H68V67ZM100 66V67H99ZM162 66V67H161ZM177 66V67H176ZM179 66H181V67H179ZM224 66H226V67H224ZM237 66H239V67H237ZM24 67H26L25 69H24ZM66 67V68H65ZM195 67H198L195 71L193 70V69H195ZM252 67V68H251ZM55 68H56V70H55ZM63 68V69H62ZM136 68V69H135ZM229 68V69H228ZM0 69H1V65H0ZM24 69V70H23ZM258 69V70H257ZM53 70V71H52ZM58 72L57 74H55L56 72ZM163 70V71H162ZM183 70H185V71H183ZM237 70V71H238ZM250 70L252 71V72H250ZM63 73H62V72ZM168 71H170V72H174V73H170V72H168ZM230 71V72H229ZM254 71V72H253ZM29 72V73H28ZM60 72V73H59ZM66 72V73H65ZM164 72V73H163ZM182 72V73H181ZM229 72V73H228ZM250 72V73H249ZM259 72H261V73H259ZM51 73V74H50ZM71 73V74H70ZM167 73V74H166ZM220 73V72H219ZM242 73V74H241ZM135 74V75H134ZM161 74V75H160ZM186 74H187V76H186ZM241 74V75H240ZM0 75H1V73H0ZM27 75H28V77H27ZM63 75H65V76H63ZM70 75V76H69ZM166 75V76H165ZM191 75V76H190ZM242 75H244V76H242ZM250 75V76H249ZM258 75V76H257ZM25 76V77H24ZM58 76V77H57ZM242 76V77H241ZM1 77V76H0ZM27 77V78H26ZM1 78H3V77H1ZM1 78H0V80H1ZM164 78V79H163ZM167 78H168V80H167ZM173 78V79H172ZM194 78V79H193ZM237 78V79H236ZM249 78V79H248ZM254 78V79H253ZM68 79V80H67ZM196 79V80H195ZM223 79V80H224ZM246 79V80H245ZM252 79V80H251ZM3 80V79H2ZM1 80V81H2ZM165 80V81H164ZM243 80H245V82H248V84L247 83H245L244 82V84H243ZM247 80H250V82L249 81H247ZM256 80V79H255ZM0 81V82H1ZM57 81V82H56ZM62 81V82H61ZM67 81V82H66ZM149 81H151L153 84L151 85V82H149ZM161 81V82H160ZM164 81V82H163ZM167 81V82H166ZM71 82H72V84H71ZM148 82V83H147ZM195 82H198V86H194V85H196V84H194ZM256 83L255 84H257L258 83V85H260V83H259V79L258 80H256L255 81ZM53 83V84H52ZM192 83H193V85H192ZM201 83H203V82H201ZM250 83V84H249ZM42 84V85H43ZM48 84H49V86H48ZM66 84V85H65ZM71 85V86H70ZM170 85V86H169ZM203 85H205V86H203ZM248 85V86H247ZM75 86V87H74ZM99 88H98V87ZM129 86V87H128ZM151 86V88H149ZM154 86V87H153ZM166 86H168V88L166 87ZM187 86V87H186ZM201 87V89H200V87ZM63 87V88H62ZM70 87V88H69ZM76 87H77V89H76ZM78 87L81 89V90H79L78 89ZM126 87H127V89H126ZM144 87H145V89H144ZM160 88V92L159 91H157V89H154V88ZM175 87V88H174ZM176 87L178 88V90L176 89ZM189 87H191V88H189ZM196 87V88H195ZM251 89H250V88ZM39 88V89H38ZM56 88V89H55ZM59 88V89H58ZM66 88V89H65ZM98 88V89H97ZM174 88V89H173ZM190 90H189V89ZM219 88V89H218ZM226 88V89H225ZM228 88V89H227ZM16 89H18V90H16ZM22 89V88H21ZM37 89V90H36ZM53 89V90H52ZM147 89V91H149V92H147V91H145ZM194 89V90H193ZM214 89V90H213ZM215 89H216V91H215ZM221 89V91L223 92L224 90L225 91H227V93L224 91L223 93L224 94H221L222 92L220 91V93H219V95L220 96H226V98L227 99H229V101H230V103H231V105H229V106H232V107H228L227 108V106L226 105H224V104H222V102H224L223 101V99H219L220 101H221V103H220V101L219 100H217L218 101V103H215V102H213V103H209V102H204V100H203V102H202V100H200L199 99V102H197L198 101V97L202 94H204V95H208V96H213V92L212 91H214L215 93L217 92V91H219ZM224 89V90H223ZM241 89L244 91V94L241 92V93H239V90L241 91ZM253 89V90H252ZM20 90V91H19ZM36 90V91H35ZM39 90H41V91H48V92H45L46 93V96H48L49 98L47 99L45 96V98H44V100H46V102H50V99H54L53 101H51L50 103L52 104L53 102H55V100H56V97H55V93H56V96L58 97L59 96V94L58 93H60V95H61V92H62V95H64L63 93H68L69 91H73V95H74V97L72 96V99L74 98V100L78 103V105L80 104L81 105V110H80V107L79 108H76L75 110L77 111H73L74 112V114L73 115H71V114H68L67 116H62L61 117V115H59V108H60V104H58V102H59V99H60V97H58L57 98V100L56 101H58L57 102V104L56 105H54V104H52V106L54 107H52V109H54L53 111H50V110H48L47 108H44V107H42V108H38V106H40V104L39 103H41V102H45V101H41L40 100V102H38L37 100H39V98H37L36 96H34L33 95V91H34V94L36 93V92H38ZM49 90H52V91H55V92H52V94L54 95V97L53 96H51V92L49 91ZM65 90V91H64ZM151 90H156V93L154 92V91H152L153 93H155V94H151ZM170 90V91H169ZM193 90V91H192ZM208 90H209V92H210V94L211 95H209V94H207V93H209L208 92ZM211 90V91H210ZM231 90V91H230ZM252 91V92H250L251 94H249V92L248 91ZM10 91V92H9ZM19 91V92H18ZM30 93H32V94H30ZM85 91V92H84ZM90 91H91V89H90ZM93 91H95V93H93ZM138 91V92H137ZM163 91H164V93H163ZM175 91V92H174ZM184 91L185 92H187V93H184ZM194 91H196V92H194ZM205 91V92H204ZM253 91H255V92H253ZM21 92H24V93H21ZM78 92H79V94H78ZM83 92H84V94H83ZM96 92H97V94H96ZM140 92H143V93H140ZM168 92V93H167ZM171 92H173V93H171ZM192 92V93H191ZM201 92V93H200ZM230 92V94H228ZM6 93V94H5ZM7 93H9V94H7ZM17 93H19V96H18V94ZM27 93H29V96L30 97H32L31 99L30 98H28L30 101H32L31 103L28 101V105L25 103V102H22V105H23V103H24V105L22 106V105H20V106H22L23 107V111H21L22 109H21V107H19V105H18V107H17V104L18 103H20L21 104V101H19V99H20V97L22 96V98H23V96H24V94L26 95V96H28V94ZM38 93H40V91L38 92ZM44 93V92H43ZM48 93V94H47ZM81 93V94H80ZM85 93L87 94L86 96L87 97H85ZM140 93V94H139ZM157 93H159V94H157ZM184 93V94H183ZM214 93V94H215ZM218 93V92H217ZM217 93H216V95H217ZM11 94H12V96H11ZM13 94H14V96H13ZM94 94V95H93ZM160 94H161V98H160ZM188 94V95H187ZM189 94H192V96L191 95H189ZM199 94V95H198ZM228 94V95H227ZM238 94H240V95H238ZM241 94H243V95H241ZM264 94V91L262 90V92L260 93V95L258 96V100L260 101V99L264 96L263 95ZM21 95V96H20ZM50 95V96H49ZM98 95V96H97ZM103 95V96H102ZM151 95H152V98H151ZM155 95H157V96H155ZM182 95H184V96H182ZM232 96V95H238L239 97H241V98H239V97H236L235 96V99H234V97H233V99H232V97H230V96ZM33 96H34V98H33ZM88 96H93L92 98L90 97V98H88ZM154 96V97H153ZM186 96V97H185ZM194 96V97H193ZM207 96V97H208ZM215 96V95H214ZM222 96V97H223ZM243 96V97H242ZM246 96H247V99H246ZM50 97H52V98H50ZM83 97V98H82ZM102 97V98H101ZM104 97V98H103ZM175 98L174 100H171L172 98ZM183 97H184V100H183ZM3 98V99H2ZM26 98V97H25ZM37 98V99H36ZM43 98V97H42ZM95 98H96V100H95ZM98 98V99H97ZM101 98V99H100ZM154 98V101L152 100ZM166 98V99H165ZM181 98V99H180ZM187 98V99H186ZM231 98V99H230ZM239 98V99H238ZM243 98V99H242ZM246 100H245V99ZM8 99V100H7ZM11 99H14V103L16 104V106H15V104L13 103V100H11ZM16 99H17V102H16ZM87 99H89V101H86ZM92 99V100H91ZM112 99V100H111ZM157 99V100H156ZM186 99V100H185ZM193 99V100H192ZM238 99V100H237ZM241 99H242V101H244V103L241 101ZM263 99H264V97H263ZM2 100L4 101V102H2ZM24 100H26V99H24ZM23 100V101H24ZM35 100V101H34ZM47 100H49V101H47ZM98 100V101H97ZM107 100V101H106ZM115 100V101H114ZM153 102H152V101ZM176 100V101H175ZM10 101H12V102H10ZM93 101V102H92ZM98 103H97V102ZM103 101V102H102ZM132 101L134 102V103H132ZM149 101H151L152 102V105H154V106H152V108L154 107V109H152L151 108V106L148 108L147 107V103H149ZM201 101V102H200ZM216 101V102H217ZM234 101H236L235 103H237V101H238V103L237 104H234L233 102ZM34 102H36V103H34ZM89 102V103H88ZM191 102H193V104L191 103ZM255 102H258V101H255ZM3 103V104H2ZM13 103V104H12ZM56 103V102H55ZM60 103V102H59ZM87 103V104H86ZM104 105H103V104ZM115 103V104H114ZM161 103V104H160ZM166 103H168L167 105H166ZM171 105H170V104ZM179 103H182V104H179ZM189 103H191L190 105L188 104V107H186L187 106V104ZM199 103V104H198ZM201 103H202V105H201ZM12 104V108L10 107V105ZM30 104H31V106H30ZM35 104V105H34ZM88 104H90V107H89V105ZM120 104H122V106L120 105ZM139 104V105H138ZM156 104V105H155ZM165 104V105H164ZM195 104V105H194ZM197 104V105H196ZM208 105V106H205V105ZM29 106V107H27L28 108V110L30 109V111H26V109L24 110V107H26V106ZM37 105V106H36ZM91 105H95L94 107L93 106H91ZM109 105V106H108ZM120 105V106H119ZM134 105V106H133ZM159 105V106H158ZM185 105V106H184ZM220 106L219 108H218V106ZM224 105V107H226V108H222V106ZM17 107V108H15V107ZM33 106V107H32ZM119 106V107H118ZM164 106L166 107V109L164 108ZM189 106L191 107V108H189ZM196 106V107H195ZM211 106V107H210ZM213 106H215V107H213ZM6 107H9V108H11V109H8V108H6ZM31 107L32 108H34V109H31ZM46 107V106H45ZM115 107V108H114ZM156 107V108H155ZM158 107V108H157ZM202 107V108H201ZM204 107H206V108H204ZM1 108H3V110L1 109ZM14 108V109H13ZM44 108V109H43ZM90 108H92V110L94 109L95 111H92V110H90L89 109V111H90V113L89 112H87L88 111V109ZM96 108V109H95ZM122 108V109H121ZM164 110H163V109ZM178 108V109H177ZM194 108L195 109H197L196 111L198 112L197 114H196V116L194 117V115H195V113H193L192 114V112H193V110H194ZM5 109V110H4ZM15 109L17 110H19L20 109V111H21V113H23V114H21L20 113V111H18V113H16L15 112ZM36 109H37V113H36ZM78 109V110H77ZM150 109V110H149ZM184 109V110H183ZM190 109V110H189ZM193 109V110H192ZM230 109V110H229ZM260 109V110H259ZM259 109H257L256 107L255 108H251V110L250 111H253V113L254 114H252V116H253V118H255V116H257V118L259 117V118H261V119H263V115L264 114H262V113H264V110H262L261 108H259ZM80 110V111H79ZM153 110V111H152ZM204 110V111H203ZM212 110V111H211ZM215 110V113L213 112ZM226 112H225V111ZM245 110H246V112H245ZM257 110H259V112L257 111ZM7 111H9V113L11 114V115H9V113H6ZM13 111V115H14V117H16V118H14L13 119V115H12V113L11 112ZM25 111V112H24ZM32 111V112H31ZM92 111V112H91ZM167 111V112H166ZM179 111V112H178ZM187 111H189V112H187ZM192 111V112H191ZM195 110H194V112H196ZM201 111H203L202 113L203 114H201ZM206 111V112H205ZM208 111V112H207ZM229 111V112H228ZM230 111H232L231 113H230ZM261 111H263V112H261ZM113 112V113H112ZM121 112V113H120ZM151 112V113H150ZM163 112V113H162ZM244 112H245V114H244ZM259 113V114H257V115H255L256 113ZM5 113V114H4ZM14 113H16V114H14ZM35 115H34V114ZM94 113V114H93ZM110 113V114H109ZM120 113V114H119ZM179 113V114H178ZM184 113V114H183ZM189 115V113L191 114V115H189V116H193L192 118H189L188 116H187V114ZM212 113H214V114H212ZM17 114H21L20 115V120H19V118H18V121H17V117L19 116V115H17ZM39 114H41L40 116H39ZM198 114H199V116H198ZM201 114V115H200ZM225 114L227 115L228 114V116L229 117H227V116H225ZM241 114H244V115H241ZM4 115H6V116H4ZM56 115V116H55ZM113 115H115L114 117H113ZM160 115V116H161ZM176 115V116H175ZM181 116V117H179V116ZM186 117H185V116ZM210 115V116H209ZM2 116H4V117H2ZM8 116V117H7ZM10 116V117H9ZM61 118H60V117ZM105 116V117H104ZM122 116V117H121ZM177 118H175V117ZM182 116L184 117V118H182ZM204 116V117H203ZM207 116V117H206ZM223 116L225 117L224 118V120L223 119H221V118H223ZM231 116H233L232 118H231ZM7 117V118H6ZM37 117H38V119H37ZM42 117V119H40ZM44 117V118H43ZM108 117V118H107ZM168 117H170V118H168ZM179 117V118H178ZM202 117H203V121H202ZM210 117V118H209ZM221 117V118H220ZM34 118V119H33ZM117 120H116V119ZM181 118V121H179L178 119H180ZM186 118V121L187 122H191L192 124H186L187 122L184 120H182V119H185ZM209 118V119H208ZM220 118V119H219ZM239 118V119H238ZM1 119H2V121H1ZM7 119V120H6ZM31 119V120H30ZM36 119V120H35ZM77 119V120H76ZM121 119V120H120ZM167 119V120H166ZM173 119H175V120H173ZM209 120V122L210 123H208V124H206L205 123V121L204 120ZM31 122H30V121ZM39 120V121H38ZM70 120V121H69ZM73 120V121H72ZM132 120V119H131ZM177 120V121H176ZM210 120H212V121H210ZM227 120V121H228ZM28 121L30 122V123H28ZM41 121V122H40ZM44 121V122H43ZM72 121V123L73 122H75L76 121V124H74L75 126H73V124H69V122H71ZM85 121V122H84ZM87 121V122H86ZM88 121H90V123L88 122ZM168 121V122H167ZM173 121H175V123H173ZM239 121H241L240 122V124H239ZM27 123V124H25V123ZM33 122V123H32ZM38 122V123H37ZM176 122H177V125H176ZM183 122V123H182ZM186 122V123H185ZM204 122V123H203ZM5 123V124H4ZM25 125H24V124ZM94 123V124H93ZM97 123V124H96ZM127 123H128V121H127ZM225 123V124H224ZM228 123V122H227ZM33 125V126H30V125ZM39 124V125H38ZM44 124V125H43ZM51 124V125H50ZM62 124V125H61ZM98 124H99V126H98ZM121 124V123H120ZM26 125H28L29 127H32L33 129L31 130V132L29 131V129H27V126ZM68 125V126H67ZM70 125L72 126V127H70ZM80 125V126H79ZM170 125H171V127H174V128H171L170 127ZM176 125V126H175ZM187 125H190V127L188 126L187 127ZM50 126V127H49ZM53 126V127H52ZM77 126H78V128H77ZM86 126H88L87 128H86ZM184 127V128H181V127ZM243 126V125H242ZM28 127V128H29ZM36 127V128H35ZM63 127V128H62ZM67 127H69V128H67ZM121 127H122V130L124 129V132L126 133V128L128 127L127 126V124L126 123H124V126L123 125H121ZM179 130H177L176 128ZM180 127V128H179ZM194 127V128H193ZM0 128V129H1ZM50 128H52V129H50ZM71 128V129H70ZM73 128V129H72ZM90 130H89V129ZM187 130H186V129ZM189 128V129H188ZM27 129V130H26ZM40 129V130H39ZM50 129V130H49ZM61 131V133L60 132H58L59 130ZM78 129V130H77ZM79 129H81L80 131H79ZM167 129H163L162 131L161 130H158V132H165ZM172 129H173V131H172ZM175 129V130H174ZM183 129H185V130H183ZM2 130H3V128H2ZM1 130V131H2ZM50 132H49V131ZM52 130H53V132H52ZM58 130V131H57ZM75 132H74V131ZM83 130V131H82ZM93 130H95V131H93ZM165 130V131H164ZM182 130V131H181ZM207 131V133H204L203 131ZM1 131H0V133H1ZM29 131V132H28ZM56 131H57V133H56ZM65 131V132H64ZM82 131V132H81ZM87 131V132H86ZM93 131V132H92ZM168 131V130H167ZM171 131L172 132H174L175 131V133H171ZM202 131V132H201ZM52 132V133H51ZM71 132V133H70ZM177 132H179V133H177ZM216 132H218V134L216 133ZM244 132H245V134H244ZM31 133V134H30ZM35 133V134H34ZM56 133V134H55ZM58 133H60V134H58ZM68 133V134H67ZM78 133H79V135H78ZM93 133V134H92ZM122 133H123V131H122ZM124 133V134H125ZM200 133V134H202L203 135V137L205 138V142H204V139L203 138H201V142H200V139H199V136H201V135H199V136H197L198 134ZM214 133H216L217 135H215ZM2 134V133H1ZM4 134V133H3ZM85 134V135H84ZM86 134H88V135H86ZM170 134H171V136H170ZM194 135V134H196L194 137H196L197 136V138L196 139H198L197 141L198 142H193V136L192 135ZM207 134V135H206ZM210 134V136H214V139H213V137L211 138H209V135ZM247 134V135H246ZM24 135H26V136H24ZM58 135H59V137H58ZM119 135H121V133H119L117 136H119ZM186 135V136H185ZM188 135V136H187ZM244 135V136H243ZM0 136H2V135H0ZM30 138H28V137ZM65 136V137H64ZM73 136L75 137V139H73ZM96 136V137H95ZM105 136V135H104ZM104 136H102L101 138H103ZM175 136H177V137H175ZM179 136V137H178ZM185 136V137H184ZM205 136H208V137H205ZM41 137V138H40ZM63 137V138H62ZM90 137V138H89ZM243 137V138H242ZM57 138V139H56ZM65 138V139H64ZM181 138V139H180ZM190 138V139H189ZM207 138H209V140H210V142H211V144H210V142H209V140L207 139ZM237 138H239L238 140H237ZM39 141H38V140ZM44 141H43V140ZM47 139L49 140V141H47ZM55 139V140H54ZM59 139V140H58ZM90 141H89V140ZM190 140V142H189V140ZM208 141H207V140ZM244 139H246V140H244ZM46 140V141H45ZM58 140V141H57ZM88 140V141H87ZM27 141V142H28ZM61 141V142H60ZM68 141V142H67ZM84 141V142H83ZM192 141V142H191ZM246 141V142H245ZM28 142V143H29ZM42 142H43V144H42ZM172 141L170 140V141H168V143L170 144H167L168 145V147H166L167 145L165 144V146L163 147V148H161V147H159L160 148V153H161V155L163 156V155H165V156H163V158L161 157V155L159 156V157H157L158 158V160H160L159 161V163L160 164H163L162 162H164V160H167L166 158H169L170 156H171V153L169 152L170 150H171V148H173V149H175V147L173 146H171V143ZM230 142H232V143H230ZM41 143V144H40ZM82 143V144H81ZM165 143V142H164ZM197 143V144H196ZM202 143V144H201ZM234 143V144H235ZM23 144H24V142H23ZM38 144V143H37ZM48 144V145H47ZM239 144V143H238ZM252 144V143H251ZM263 145V146H262ZM66 146H67V148H66ZM75 146V147H74ZM19 147H22V145H20ZM28 147V148H27ZM27 147H24V148H22V149H24L22 152H25V150L27 151L28 149H30L31 148V145L29 146V144H28V146ZM63 147V148H62ZM79 147V148H80ZM171 147V148H170ZM261 147V148H260ZM159 148L157 149V150H154L153 152H154V154H155V151H157V152H159L158 150H159ZM179 147H177L176 148V150L175 151H177L176 153H179V155L178 154H176L174 157V159H176V160H178V159H181L182 158V160H178V161H186V157L188 158L187 159V161H193V159L195 160L196 158H197V160L196 161H193V162H197L198 164L199 163H201V161L200 160H204L205 158L206 159H208V157H206V156H204V157H201L202 156V152H196V151H192L190 148H187V146H183V147H180L179 149H178ZM81 149V148H80ZM169 149V150H168ZM178 149V150H177ZM180 149H181V151H180ZM219 151H218V150ZM65 150V151H66ZM164 150V151H163ZM263 150V151H262ZM20 151V152H21ZM63 151V150H62ZM163 151V152H162ZM221 151H225V153H223V152H221ZM157 152H156V154H157ZM171 152H172V150H171ZM215 152H219L218 154L217 153H215ZM237 152V154L239 153V154H241V151L240 150H237L236 151ZM258 152H262V154L261 153H259V154H261V158H260V155L258 154V156H257V153ZM162 153H164V154H162ZM166 153V154H165ZM170 155V156H168V154ZM202 153V154H201ZM13 156H12V153L10 154V155H7V156H9V157H5L4 159H2L1 161H0V171H1V169H2V167L3 168H7V169H13V167L15 168V167H17L18 165L19 166H22V165H24L25 164V162H23V164H16L15 166H13V167H10V163L9 162H13L14 161V157H15V155H16V153L15 152H13ZM154 154H152V157L154 156ZM155 154V155H156ZM184 154V155H183ZM226 154H227V159H229L228 161H227V159H226ZM229 154V155H228ZM251 155V156H250ZM253 155V156H252ZM263 155V156H262ZM192 156H194V157H192ZM228 156H229V158H228ZM257 156V157H256ZM152 157H150V158H145V159H142L141 161H138V160H136V162H141V164H143V162L144 161H150V160H153V159H155V158H152ZM184 157H185V159H184ZM191 157V158H190ZM238 157V158H237ZM241 157H243V158H241ZM251 157H256L255 158V160L256 161H253L251 164H250V166L247 164L248 162L250 163V160L249 159H251ZM156 158V159H157ZM199 158V159H198ZM239 158L241 159V161L239 160ZM249 158V159H248ZM147 159V160H146ZM150 159V160H149ZM184 159V160H183ZM205 159V160H206ZM257 159H259V160H257ZM12 160V161H11ZM157 160V161H158ZM163 160V161H162ZM205 160H204V162L202 161V167H206L207 166V164L205 163ZM236 160H238L239 161V163H237L236 162ZM247 160V161H246ZM262 160V161H261ZM200 161V162H199ZM225 161H227V162H225ZM230 161H231V163H230ZM220 162H221V160H220ZM235 162V163H234ZM92 162H89V163H86L85 165H84V163L83 162H81V164L84 166V167H94V166H96V162L94 163H92ZM197 163H194V165L195 164H197ZM205 163V164H204ZM233 163V164H232ZM241 163V164H240ZM257 164V165H255V164ZM228 164H230V165H228ZM232 164V165H231ZM235 164L237 165V166H235ZM253 164L255 165V166H253ZM6 165V166H5ZM9 165V166H8ZM94 165V166H93ZM243 165V166H242ZM258 165H260V166H258ZM9 168H8V167ZM12 166V165H11ZM18 166V167H19ZM245 166V167H246ZM253 166V167H252ZM219 167H222V165L221 166H219ZM224 167V166H223ZM236 167H238V168H236ZM255 167V168H254ZM225 168H222V169H225ZM252 168H254V169H252ZM219 169H221V168H219ZM218 169V170H219ZM245 170V171H242V170ZM226 170V169H225ZM230 170V171H229ZM241 170V171H240ZM255 170V173H256V175H258L257 174V171ZM241 173V175H243L244 176V178L245 179H247V180H245V179H243V178H241V175H239ZM246 173V174H245ZM259 173V172H258ZM255 175V176H256ZM233 176H234V178H233ZM240 176V177H239ZM242 176V177H243ZM110 176H104V177H100V178H98V179H102L103 181H104V183H106L107 185H108V188H106V192L108 193V192H110V194L111 195H116L119 199H121V203H123V205L125 204V207H128L129 208V212H130V214L134 217L135 216V218H137L138 216H140V215H146L145 213L147 212L148 213V216H151L152 215V212H153V204H148L147 206L148 207H150V209L149 208H146V205H141V202L138 200V199H136V193H137V190L136 189H134V188H129V190L127 191V190H122L121 191V184L123 183H125L124 181H123V179L121 178V181H120V179L118 180V179H115V180H113L111 177V179L113 180V181H111V179L109 178ZM185 177V178H184ZM188 177V178H187ZM201 177H202V179H204V175H201ZM223 177H225V178H223ZM230 177V178H229ZM260 177H261V175H260ZM240 178V179H239ZM248 178L250 179V181L248 180ZM255 178V179H254ZM27 180H23V181H21V185H23L24 183L26 184V182H24V181H28L29 182V184H32V179H28V178H26ZM181 179L183 180H185V181H187V180H190V178H189V175H185V176H183V175H181ZM225 179H228V180H225ZM229 179H230V181H229ZM241 180V181H238L237 182V180ZM106 180V181H105ZM181 180V181H182ZM183 180V181H184ZM244 180V181H243ZM256 180V181H255ZM31 181V182H30ZM182 181V182H183ZM184 181V182H185ZM235 183H234V182ZM252 181H254L253 183H252ZM122 182V183H121ZM223 182H226L225 184H227V185H229V187H231V184H233V185H235L236 183V186H233V187H231L232 188V190L234 189V191H236V193L238 194H236L235 192H233V194H230L229 192H227V193H225L226 192V190H228V186L226 185H222L223 184ZM243 182H245V183H247L246 185H245V183H243ZM121 183V184H120ZM220 183V184H219ZM222 183V184H221ZM239 183H241V184H239ZM24 184V185H25ZM133 184V183H132ZM135 184V183H134ZM208 184V185H207ZM253 184V186H256V185H254ZM26 185H28V184H26ZM214 185V186H213ZM215 185H221V186H223V187H221V186H215ZM0 186H1V184H0ZM28 186H32V185H28ZM120 186V187H119ZM205 186V187H204ZM212 186V187H211ZM225 186V187H224ZM24 187V186H23ZM129 187V186H128ZM257 187H259L258 185H257ZM3 188V189H2ZM220 189V191L221 192H219V189ZM227 188V189H226ZM230 188V189H231ZM30 189V188H29ZM33 189L35 190V188L34 187H31V191L29 190V192L27 193L28 195L29 194H31V192H32V194H33V196L35 197V198H33L32 197V195H31V197H32V199H36L37 197L34 195L35 194V192H33ZM223 189H224V192H223ZM226 189V190H225ZM6 191L7 192V194L9 195V196H11L12 195V197H15V194L18 192V191H15L16 193H14V192H9L8 193V191L7 190H5V188L4 187H0V191ZM2 191V193H4ZM54 190H49V193L51 194V192H53ZM19 192H22V191H19ZM18 192V194L19 195H21V194H23V193H19ZM89 192H91L90 194L91 195H98L99 193H101L102 194V190L101 189H97L96 187H94L92 190H90V191H88L87 193H89ZM123 192H124V194H123ZM140 192L141 193H143V194H145V195H148V194H146L148 191H146V190H140ZM211 192H213V194L211 193ZM232 192V191H231ZM239 192V193H238ZM13 193V194H12ZM49 193H47V194H43V195H41L42 196V198L44 197L46 200H48V198H50V194ZM54 193V192H53ZM223 193V194H222ZM229 193V194H228ZM243 193V194H242ZM5 195H7L6 193H4ZM18 194H16V196H19ZM89 194V195H90ZM224 194H226V195H224ZM228 194V195H227ZM7 195V196H8ZM27 195V196H28ZM224 195V198H225V200H224V198L222 197ZM47 198H46V197ZM51 196H52V194H51ZM228 196H230V199H229V197ZM228 197V198H227ZM40 198V197H39ZM42 198H40V199H42ZM43 198V199H44ZM215 198H216V200H215ZM44 199V200H45ZM218 199H220V200H218ZM138 200V201H137ZM67 202H70V203H74L73 202V199H70V200H66ZM75 201V200H74ZM216 202V203H217ZM229 202V204L231 203V205H232V202L231 201H228ZM75 203H77V201H75ZM98 203V202H97ZM215 203V204H216ZM53 206H55L56 205V207H59V204H57V201H54V202H52L51 203ZM60 204H61V202H60ZM99 205H102V204H105V209H108V208H113L114 209V207H113V203H109V200H108V196H103L102 195V198H101V201H100V203H98ZM136 207H137V209H139L138 211H137V209H136ZM147 209H148V211H147ZM149 210H151V211H149ZM214 210H211V212H213ZM180 212V217H179V224L181 225V226H185V225H187V220H186V218L182 215V213H181V211H179ZM62 213H66V211L64 210V211H62ZM151 214V215H150ZM142 215V216H143ZM174 216V215H173ZM82 218V217H81ZM125 219V222L126 223H124L125 225V227H127L128 226V224H129V221H130V219L129 218H124ZM104 220H106V219H104ZM104 220H103V222H104ZM102 222V224H101V226L103 227V228H101L100 227V225H99V227H100V229H102V230H104V228H109L110 226H112V224L111 223H113V226L115 225V223L117 222H115L114 220H109L108 218H107V223L105 222V223H103ZM63 223H65V222H63ZM113 226L111 227V228H109V229H112L113 228ZM213 228H217L218 230H220V229H223L224 228V226L223 225H221L220 226V221H219V218H217L216 219V221L215 220H212V225H211V227H210V229L208 230L209 232H210V230L211 229H213ZM105 229V230H106ZM224 230V229H223ZM222 233V232H221ZM226 233V232H225ZM229 234L230 235H232V236H234V237H236V235L237 234H239L236 230H232V231H230L229 232ZM218 235H221L220 233L218 234ZM118 248V249H117ZM114 251H116V252H118V251H120V247L118 246V245H116L115 246V250ZM19 256V257H18ZM93 259H94V257L96 258L97 257V254L96 253H93L92 254V256H91ZM16 258H20L19 260H21V261H24L23 263L21 262V264H30V260L29 261H26V260H28L29 258L28 257H26V256H24V255H22V254H17V257H16V254L14 253L13 255H11L9 258H8V260L9 261H5V262H7V263H5V264H16L14 261H15V259ZM26 258V259H25ZM11 259H14V260H11ZM123 260V259H122ZM1 261V260H0ZM14 262V263H13ZM28 262V263H27ZM90 262V261H89ZM2 264H4V261L3 262H1ZM91 263V262H90ZM89 264V263H88ZM91 264H93V263H91ZM195 264H197V263H195Z\"/></svg>",
    "mask_w": 264,
    "mask_h": 264
}]
</instances>
